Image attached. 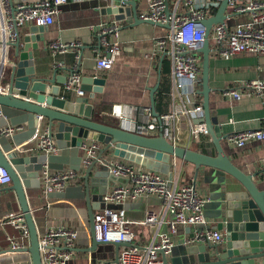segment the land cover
<instances>
[{
	"label": "crops",
	"instance_id": "obj_1",
	"mask_svg": "<svg viewBox=\"0 0 264 264\" xmlns=\"http://www.w3.org/2000/svg\"><path fill=\"white\" fill-rule=\"evenodd\" d=\"M20 1L32 0H8L5 2L2 5L4 20L7 18L8 12ZM135 1L136 11L139 15L146 6V0ZM108 5L127 7L123 3L112 2V0H68L67 3L62 4L54 15L53 22L45 26L43 32L40 33L43 40L38 41L39 48L33 53L35 69H37V76L39 77L49 78L53 75H65L67 77L70 71L76 70L80 73L81 79L84 76L104 79L100 92L83 91L81 97L87 98V101L94 105V119L96 121L114 126L120 125L129 129L134 124L144 123L152 117L158 119L159 115L172 111L183 98L174 93L169 47L161 48L158 43L159 39L167 35L168 28L147 22H134L131 24L126 18L116 20L113 14L106 11L102 12L101 9ZM219 5L220 3L211 6L207 10L206 16L215 14ZM247 19V13H232L227 5L224 22L228 27L243 23ZM113 23L119 25L117 39L120 49L115 55L110 69H99L95 65L96 48L99 45L96 31L100 25ZM28 25L20 26L18 30L23 32ZM8 37V27L0 16V59L4 57L6 62L11 61L13 52L10 46H4L3 44L4 39L8 40ZM53 41L79 42L80 44L60 53L53 51L50 47ZM101 52L106 54L103 47H101ZM199 55L200 81L195 85L196 94L191 97L190 104H201L203 109L204 95L201 92L202 56L201 53ZM256 79H264V52H241L223 57L214 49L210 50L207 69V85L209 87L207 105L219 134L220 145L233 165L249 175L259 189H264V173L262 171L264 139L250 140L239 147L228 143L224 139V135L229 132L257 128L264 123V96H260L245 85L247 82ZM49 84L59 85L61 91L67 90L65 89V83L55 79L52 83L49 81L46 83V94L49 93ZM156 84L158 86L153 92V99H151L150 89ZM6 88V84L1 82L0 91L5 92ZM229 88L239 90L242 96L236 99L224 95L223 90ZM68 91L69 98L78 97L73 90ZM183 100L185 101V99ZM33 102L38 103L37 101ZM114 104L122 106L121 117L112 115L111 110ZM52 108L58 110V108ZM153 108L158 116L153 114ZM5 117L1 118L0 130L9 124L21 126V129L10 136L2 133L6 138L5 140H7L6 143L11 144L12 149L15 150L17 147L27 146L28 151L26 150V154H42L37 149V141L33 139L36 115H29V119L18 117L15 121L7 116ZM41 121L42 124L47 126L45 117H42ZM198 121L206 123L203 111ZM173 127L176 137L175 144L210 155L216 154V146L208 132L207 134L201 133L197 137L190 135L185 119L175 121ZM159 131L160 128L150 135L155 136ZM91 141L95 140L85 139L83 142L90 143ZM54 143L57 151L53 153V158L59 154L60 158L53 159L49 169L51 171L74 169L77 171V177L70 179L64 188L50 192L47 195L41 193V185L39 187H28L26 189L28 203L33 213L45 225L46 231L58 226L77 230L78 237L74 245V254L69 259L71 261L68 264H91V255L86 252V248L90 247L88 213L86 202L83 196H80L81 191L84 190V177L88 165L83 163V152L80 146L68 147V150L61 152L55 140ZM98 143L100 148L103 147V144ZM98 152L99 150L96 156ZM101 159L103 161L98 160L86 177L89 194L93 200L91 203L94 212L103 209L100 204L104 203L102 200L104 193L102 196L98 194L102 187L106 186V191H109L113 186L121 183L131 185L129 179L122 177L109 186V172L101 170V175L95 174L100 163L104 164V161L107 160L124 163L132 162L142 169L154 170L142 163L117 157L112 154L111 150L104 151ZM169 165L168 170L171 174L158 172L165 178L169 187H180L194 182L197 192L206 198L203 205L206 226L213 227L216 223L214 204L209 188L202 180L201 172H197L193 164L178 158H170ZM159 168H162V166ZM226 179L235 186L240 187V184L231 176L227 175ZM10 184L0 185V253L4 252L8 246L5 235L14 234L18 236L19 234V230L4 219L10 212L21 211L15 191L7 188ZM117 206L119 205L115 204V207ZM121 206L125 211L126 218L133 222L130 224V228L136 235L134 243L140 247L146 245L152 239H157L159 233H169L167 225L163 222L160 225L140 223L147 208L161 209V201L158 197L144 195L132 199L129 196ZM165 217L169 218L170 214L165 213ZM192 230V226H178L176 232L169 233L173 246L170 252L165 255L167 264L179 263V257L183 254V245L186 243L184 240L192 234ZM220 230L225 238L224 229ZM205 243H208V241L193 244ZM158 257L160 259L158 264H163V253L160 252ZM262 259H256V264H261ZM8 261L18 264H31L29 253L26 256H18Z\"/></svg>",
	"mask_w": 264,
	"mask_h": 264
},
{
	"label": "built area",
	"instance_id": "obj_2",
	"mask_svg": "<svg viewBox=\"0 0 264 264\" xmlns=\"http://www.w3.org/2000/svg\"><path fill=\"white\" fill-rule=\"evenodd\" d=\"M8 0H0V16L9 30L10 39H14L15 29L26 25L47 26L53 22L54 15L62 4L68 0H32L20 1L8 12L4 20L2 5ZM222 0H146V6L138 17L149 19L157 23H169L168 33L158 40L161 48L169 47L171 60V77L174 93L182 99L172 111L152 117L144 123H137L128 130L139 134L150 135L158 128L163 136L170 142L176 143L173 124L179 119H185L190 135L197 137L199 134H207L206 124L198 121L202 115L201 104H190L191 97L196 94L195 85L200 81V55L198 48L205 37V28L200 23L206 16L207 10L217 5ZM227 5L232 13H247L248 19L233 27H228L225 22L213 24L209 30L208 39L211 49L223 57H229L241 52H264V0H228ZM166 9L170 11L166 14ZM119 25L117 23L100 25L97 29L99 41L95 65L99 69H110L115 55L119 52L118 42ZM79 42L53 41L50 47L55 52L63 53L70 47L79 46ZM101 47L106 54L101 52ZM81 75L78 71L69 72L65 88L73 90L76 95H83L80 88ZM260 96H264V79H256L245 84ZM173 93V95H174ZM223 94L239 99L242 93L234 88L224 89ZM112 115L121 117L122 106L114 104ZM42 116L36 115V128L34 139H37V149L45 155L57 151L54 138L49 128L42 124ZM158 123V124H157ZM21 129L20 125H7L1 129L5 135H12ZM127 129V128H126ZM225 141L242 146L250 140L264 139V123L257 128L243 129L229 132L224 135ZM80 148L83 152V163L89 165L99 150V143L91 141L82 142ZM108 171L111 175L126 178L131 185L121 183L106 191L102 200L106 204L119 205L117 207H104L93 213L92 224L94 238L102 242H126L128 246H120L113 258L98 260L93 264H158L159 253L170 252L173 242L170 234L177 230L178 226H192V234L184 241L196 243L208 241L217 243L224 240V234L220 229L206 226L203 215V205L206 198L201 196L194 183H188L180 187H169L165 178L156 170L142 169L132 162L124 163L116 160H107ZM264 173V160L262 162ZM41 193L47 195L65 187L67 182L77 177L74 169L51 171L44 163L39 171ZM10 183L6 171L0 167V185ZM144 195H154L161 201V209L147 208L140 223L160 225L162 222L168 227V232L159 233L157 239H152L146 245L140 247L134 243L135 233L130 228L132 221L125 216L121 206L127 197L132 199ZM169 213L170 217H165ZM4 219L15 229L19 230L18 236L6 234L5 241L8 246L0 253V264H18L8 260L18 256L28 255V228L21 211L8 213ZM203 226V227H201ZM78 237L76 229L58 226L39 235V252L42 264H64L74 254V245ZM92 264V263H91Z\"/></svg>",
	"mask_w": 264,
	"mask_h": 264
},
{
	"label": "water",
	"instance_id": "obj_3",
	"mask_svg": "<svg viewBox=\"0 0 264 264\" xmlns=\"http://www.w3.org/2000/svg\"><path fill=\"white\" fill-rule=\"evenodd\" d=\"M113 1L123 3L127 7L108 5L101 10L113 14L116 20L126 18L131 24L147 22L166 28L170 26L169 23L140 19L136 11L135 0ZM227 3L228 0H222L215 14L204 17L200 21L205 28L204 40L198 48L202 56L203 113L207 132L216 146V154L214 155L174 144L163 136L161 130L157 135L151 136L132 132L120 125L114 126L96 121L94 119V105L89 103L87 98L78 96L71 99L69 98V91H61L59 85L49 84V93L46 94L45 89L48 81L52 83L55 79H59L61 83H65L67 77L65 75H53L49 78L37 76L33 53L39 48L38 41L43 40L40 33L43 32L45 26L30 24L23 32L16 28V35L13 40L4 39V46H10L13 52L10 62H6L4 57L0 59V83L2 82L7 86L5 92L0 91V127L1 118H6L5 116L15 121L18 117L29 119V115H41L46 118L47 127L61 152L68 150V147H79L85 139L95 140L103 144L97 156L86 168L84 190L81 191L80 195L86 202L88 213L90 247L86 248V252L89 255L99 244H112L115 250L114 255L117 254L120 246L130 245L126 242H102L94 238L92 224L94 211L91 203L93 200L89 194L86 177L98 160L103 161L101 159L102 153L111 150L112 154L117 157L142 163L146 167L162 173L171 174L168 170L170 158L189 162L195 166L197 172H201L202 180L208 186L214 204L216 223L213 228L224 229L225 238L224 242L217 243H185L178 264H256L255 260L259 258H263L261 264H264V189H259L249 175L242 172L229 160L220 145L219 134L207 105L209 91L207 69L208 56L211 50L208 34L213 24L224 22ZM169 13L170 11L166 9V14L169 15ZM103 80L94 76H84L81 79L80 88L83 91L100 92L101 86L104 84ZM157 86L158 84L150 89L151 99H153V92ZM52 107L58 108V110ZM153 114L158 116L154 108ZM35 128L36 122L34 132ZM1 134L0 130V167L6 171L10 178L11 184L7 188L15 191L28 228L29 236L26 250L30 254L31 264H42L39 252L38 216L33 213L29 206L26 189L39 187V171L44 163L49 167V155L26 154L27 146L17 147L16 150L12 149L11 144H7L6 138ZM43 155L48 160H44ZM59 158L60 154L53 159ZM160 166L162 168H159ZM98 167L96 175H101V170L109 172L106 161L104 164L100 163ZM109 175L108 185L111 186L117 181V178ZM227 175L235 179L240 187L228 181ZM105 191L106 186L102 187L98 194L102 196ZM96 199L98 198L96 197ZM100 207H115V205L101 203ZM70 261H66L65 264ZM163 264H167L165 254H163Z\"/></svg>",
	"mask_w": 264,
	"mask_h": 264
},
{
	"label": "rangeland",
	"instance_id": "obj_4",
	"mask_svg": "<svg viewBox=\"0 0 264 264\" xmlns=\"http://www.w3.org/2000/svg\"><path fill=\"white\" fill-rule=\"evenodd\" d=\"M37 141V139H35ZM49 167H51L53 163V153H49ZM44 160H48L45 155L42 156ZM48 167V168H49ZM38 225H39V232L43 233L46 230L45 225L43 222L38 219ZM115 254V250L112 244L106 243V244H99L95 250L91 253V263H95L98 260H105L113 258ZM87 259V258H86ZM69 260V259H68ZM65 264V263H64Z\"/></svg>",
	"mask_w": 264,
	"mask_h": 264
}]
</instances>
